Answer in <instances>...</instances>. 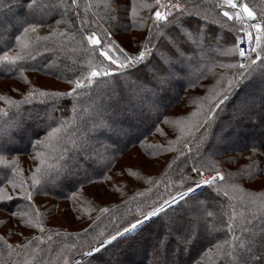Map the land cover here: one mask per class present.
<instances>
[{
    "label": "trees",
    "instance_id": "16d2710c",
    "mask_svg": "<svg viewBox=\"0 0 264 264\" xmlns=\"http://www.w3.org/2000/svg\"><path fill=\"white\" fill-rule=\"evenodd\" d=\"M242 1L258 20L264 16V0ZM31 2L0 0V57L22 56L15 63L0 60V187L14 197L6 205L0 202V264H78L82 260L72 261L89 245L191 186L193 159L197 166L204 164L202 172H219L222 178L148 219L128 234L127 242L118 239L107 250L82 259L89 258L91 264H243L247 254L241 245L253 233L259 241L264 230V219L253 204L264 201V69L258 60L250 73L235 67V35L241 25L223 16L231 9H222L216 0H167L169 19L178 22L157 24L150 15L156 0H135V12L133 0H37L35 9ZM169 3H179L183 12L167 8ZM29 24L38 27L25 33ZM92 31L100 36L105 31L142 32L145 38L139 45L152 49L141 66L91 78L103 59L86 40ZM127 46L131 52L138 41ZM175 71L187 78L170 80L161 89L157 75L165 78ZM129 78L135 85L125 88ZM77 81L82 82L79 88ZM3 82L6 86L1 87ZM72 89L71 96L40 95ZM132 89H137L134 95L141 92L138 104L149 101L151 92L158 102L152 103L151 119L142 111L141 128V119L126 110ZM102 104L110 105L109 110H99ZM105 116L112 126L101 125ZM52 129L58 131L50 136ZM103 133L108 140L98 137ZM36 141H41L39 147ZM135 149L149 159L167 157L160 174L116 202L85 201L81 191L103 180ZM73 154L76 158L69 163ZM38 169L41 183L34 188L32 174ZM8 179L15 181V189ZM55 181L63 184L62 190L55 189ZM21 182L33 193L30 202L17 195ZM61 202L62 215L68 211L70 220L89 222L86 230L50 227L54 213L46 214L47 208ZM233 221L234 231H229L227 224ZM225 241L231 254L222 256L219 250L229 249ZM255 254L256 264H264L259 243Z\"/></svg>",
    "mask_w": 264,
    "mask_h": 264
},
{
    "label": "snow or ice",
    "instance_id": "6c2138e0",
    "mask_svg": "<svg viewBox=\"0 0 264 264\" xmlns=\"http://www.w3.org/2000/svg\"><path fill=\"white\" fill-rule=\"evenodd\" d=\"M160 0H156V3L159 4ZM72 3L75 4L76 0H72ZM222 7L227 6L231 9V11H223V16L226 17L228 20H249L252 21L251 23H248V32H247V39L249 41V51L246 53L245 50L241 47L239 49V56L241 58H245L247 60V63H241L239 65V68L241 70L243 69H248V72L250 73L251 71L255 70L256 68V61L252 59L253 55H255L256 60L260 61V68L264 69V56H261V53H264V44H261V41H264V16H262L259 20L257 19L256 13L249 8V6L246 3H242L241 0H222ZM31 8L35 9L39 7L37 0H32ZM133 12H135V0H133ZM167 8H175L179 9L181 12H183V8L179 3H176L175 5L169 3L166 5ZM239 9V10H237ZM170 13L168 12H160L157 11L154 14V19L156 23L158 24L160 21H166L168 23H177L178 21L176 19H169ZM38 25H33L29 24L28 27L24 29L25 33L29 31H35ZM155 27V25H153ZM251 29H255L256 35L253 37ZM151 31V29H150ZM241 32L243 33V29H241ZM81 36L83 37V33H81ZM113 33L105 31L103 36H100L97 34L96 31H92L90 35L86 37L87 42L93 46V51H98V54L103 57V59L100 61V66H103V69L100 70V66L97 68H93L91 71V78H96V77H107L110 75H114L116 73H120L123 71L131 70L135 67L141 66L142 62L145 60V57L148 54V50L144 49L139 52L138 55L136 54H130L128 51L125 50L124 47H121L119 44L116 43L115 40L112 39ZM237 40H240V37H236ZM255 39L256 44L258 47H251V44L253 40ZM17 40L19 42L20 38L17 37ZM242 42V41H241ZM21 47H24L22 44ZM111 53V54H109ZM118 53V55H117ZM22 59V56L17 54L13 56H9L8 53H5L2 57H0V60L3 61H9L12 63H15L16 61ZM105 61L108 63L105 65ZM145 68L147 65H143ZM23 71V69H21ZM241 76H244L243 71L241 72ZM156 79H161V77H156ZM89 83H91V79L89 80ZM146 83H151V81H148ZM231 81H229V85H231ZM77 88L82 86L81 81L76 82ZM231 90V88H229ZM76 89H72L71 91L67 93H46V92H41V96H71ZM145 91H148V89H145ZM32 94H30L31 96ZM141 99H143L141 97ZM223 101H221L222 103ZM58 131V129H52V132L49 134L52 136ZM41 141H36V147H39ZM39 155V154H38ZM198 161L193 159V164L191 167V171L193 173V177L190 178V184L191 186H187L186 190L183 191L182 193H178L176 197L171 198V202L173 204H178L180 200H184L185 198H190L191 194L196 192L200 187L204 185H211L216 182L217 177H221V173L217 172L215 176L209 177L208 179H203L202 177V171L201 169L204 168V164L200 163L199 166H197ZM13 172L16 171L15 168L12 169ZM39 173V169L37 172L32 174V187H36L41 183L39 179H37V174ZM195 177H200V182L198 183ZM7 183L12 186L13 189L16 188V183L12 179H8ZM17 195L27 201H31L33 198V193L32 191H29L27 188L23 186V182H21V187L19 191L17 192ZM75 196V192L72 194ZM227 195V193H225ZM14 197L9 193V190L7 187H0V202H3L6 205L7 201L13 200ZM255 204V213H259L261 219H264V201H261L259 204ZM169 205V201L165 200L163 204H161L159 207L153 206L152 210L149 211L146 215L145 213L141 212V216H143V220L139 218H134L135 222L131 223L129 222L128 227L123 228V230H116L115 235H109L107 239H102L101 241L98 242V246L94 245L90 247V250L86 253H84L85 257H92L93 254L100 253L102 250H107L110 245L114 241H117L118 239L120 240L123 238L124 242H127L129 239L128 234L131 232H134L135 229L143 223L145 220H148L152 218L153 216L159 217L163 212L166 211L167 207ZM103 211H107V209H103ZM253 215V220H255L256 215ZM13 216L16 215L15 212L12 213ZM233 215H235L233 213ZM245 223H250L245 219ZM234 221L230 222L227 224V228L229 231H234L233 227ZM37 227L41 228V231H43V228L40 224H37ZM262 238L257 241L255 237V233H253L247 241H245L241 247L243 248L244 252L247 254V258L242 257L243 264H256L258 261V257L256 256V248L257 244L259 243V246L261 249H264V230H262L261 233ZM235 239V237H234ZM225 244L229 245L228 251H224L223 249H220V246H218L219 255H229L231 254V244L229 241H225ZM9 247H11L9 245ZM78 264H85V261H80ZM87 264H91V260L89 259L87 261ZM239 264V262H238Z\"/></svg>",
    "mask_w": 264,
    "mask_h": 264
},
{
    "label": "rangeland",
    "instance_id": "374dc122",
    "mask_svg": "<svg viewBox=\"0 0 264 264\" xmlns=\"http://www.w3.org/2000/svg\"><path fill=\"white\" fill-rule=\"evenodd\" d=\"M166 1L167 0H160L159 4H156L154 6V8L150 11V15L152 17V23H154V22L156 23V21L154 19L155 12H157V11H160L162 13L167 12L165 9V6H164V3ZM216 2L218 4V6L221 7L222 9L229 10V7H227V6L222 7L221 6L222 0H216ZM160 22H163V20ZM240 25H241L240 29H242L243 25L241 22H240ZM141 29L143 30V27H141ZM239 30H238L237 34L239 33ZM179 32H181V31H179ZM144 38H145V34L142 32H133L131 34L123 33L120 35L113 34V36H112V39L115 40L117 44H120L124 48H128L127 42L133 41V40L138 41V48H134V49L130 50L131 52H129L130 54H136V55H138L139 52L141 50H144V49H147L148 54H149L150 50L152 49V47L139 45V42L141 43L142 42L141 40ZM235 41H236V38H235ZM235 47H236V43H235ZM168 62H170V61H168ZM183 65L185 68H187V64H183ZM180 73L181 72H179V71L177 73L175 71L174 73H172L168 77H165V78L161 77L160 80H164L166 83L165 82L164 83L159 82V80L156 79V80H158L157 83L160 85L161 89H164V88L168 87L167 83L170 80H173L175 78H183V79L187 78V75H182V73L181 74ZM157 77H160V76L157 75ZM129 79H130V82H129ZM129 79L126 81H128L131 86L129 85V83L126 82L125 88H127V87L130 88V87H133L135 85V79H132V78H129ZM10 84H12V82ZM13 84H14V86H16V88H21V86H22V85H20V83H17V82L16 83L14 82ZM2 86H6V83L5 82L1 83V87ZM177 87L178 86L176 84L173 85V90L177 89ZM129 88H128V90H129ZM135 90H137V89L131 90V93H132L131 98L132 99H131V102L128 103V108L126 110H129L128 113L130 114V116L132 113H134L133 117L140 118L141 120H139L137 122V124H140L142 122V120L144 119V116H145V114H143L142 111L145 109V110H147L146 113L148 115H150L152 103L155 102V104H158V102H157V100L152 99V92H151L149 101L143 100V102H141L142 103L141 105L138 104L137 102L140 99L139 94L141 92L137 93V95H134ZM174 93L175 92H173L172 97H173ZM172 97H170V98H172ZM257 97L258 96L254 97V98H256L257 102H260V100ZM163 101L164 100H160L159 102H163ZM245 103H250V100L245 102ZM94 106H96V105H94ZM103 108L105 110H109L110 105L102 104V105H100L99 110L102 111ZM158 108L159 107L157 106V109ZM232 111H236V110L234 108H232ZM152 116L153 115H150L148 117L151 119ZM107 120H109L108 116H105V118H103V124L101 123V125L105 126L106 124H108L109 126H112L113 122H111L110 120L109 121H107ZM250 122H253V120H250ZM138 127L141 128L142 127L141 124L138 125ZM241 129H242V127L239 126V130H241ZM98 137L102 138L104 140L107 139V135L104 133L99 135ZM100 142H102V141L100 140ZM100 142L97 141V143H100ZM183 145L185 146L186 149H188V146H187L188 144L186 142ZM93 149H94V147L92 148V150ZM77 152H79V151H77ZM80 153H81V151H80ZM75 158H76V154H73V158L70 160L71 162H69V163L74 162ZM166 159H167V157H162V159H160V158L149 159V158H146L145 156H143L137 149H135V152L133 150H131V151L125 153L117 161V164H115L114 168L107 173V176H105V178L103 180L97 181L94 184L86 187L85 189H83V191H81V194H83V197H84L85 201H87V202H93L94 198L96 200H102L105 203L108 202L105 199L112 200L113 202H116L123 195H128L130 193V191H132V190L135 191L137 189L143 188L146 185L148 180H150L152 177H154L156 175H159L163 169L162 165L166 161ZM87 165H89V161H87ZM216 173L217 172H208V173L202 172V174L207 175V176L208 175H212V176L214 175L215 176ZM198 178H199V181H198V183H199L200 177H198ZM219 179H220V177H217V180H219ZM52 184L54 185L55 189L58 191L63 189V184H61V182L55 181V182H52ZM62 204H63V202H61V204L58 205L54 209L51 206L49 208H47L48 211L46 214H48L49 212H50V214L54 213V215H52L51 220H49V223H48L50 225V227L57 226V227H59V230H69V231H74V233L86 230V228L89 225V222L86 223L85 221H80V220H78V221L70 220L69 216H71L72 214L68 211H66L67 212L66 214L63 213V215H62V212L65 210V208H63ZM70 222L72 224H70ZM130 222L134 223L135 219L131 220ZM128 225H129L128 222L123 224L120 230L122 231L123 228L128 227ZM94 245L93 244L89 245L85 250L81 251L79 253V256L77 257V259L79 258L80 260H84V261L89 259V258L82 259V256L84 253H86L90 250L91 246H94ZM96 246H98V243L96 244ZM105 259L108 262H112V263H114V261H115V259H112V258H105ZM126 261L127 260H125V262Z\"/></svg>",
    "mask_w": 264,
    "mask_h": 264
},
{
    "label": "built area",
    "instance_id": "2783aa9c",
    "mask_svg": "<svg viewBox=\"0 0 264 264\" xmlns=\"http://www.w3.org/2000/svg\"><path fill=\"white\" fill-rule=\"evenodd\" d=\"M239 22H241L242 25H243V27H242L243 33L241 32V29H240L239 33L235 36V38L237 36L240 37V40L236 39V41H235V43H236V53H237L236 68H239V65L241 63H247V60L245 58H241L239 56V49L242 47L245 50L246 53L249 51L250 45H249V41L247 39V32H248L249 29H248L247 25H248V23H251L252 21L239 20ZM251 31H252L253 37H255L258 34V33H256L255 29H251ZM251 47L255 48V39L253 40V42L251 44ZM254 60H256V57L254 58ZM213 176L212 175H208L207 176V175L202 174L203 179H208L209 177H213ZM216 180H217V178H216Z\"/></svg>",
    "mask_w": 264,
    "mask_h": 264
},
{
    "label": "water",
    "instance_id": "95a60500",
    "mask_svg": "<svg viewBox=\"0 0 264 264\" xmlns=\"http://www.w3.org/2000/svg\"><path fill=\"white\" fill-rule=\"evenodd\" d=\"M241 2H242V3H245V2L242 1V0H241ZM246 4H247V3H246ZM247 5H248V4H247ZM248 6H249V5H248ZM249 8H251V7L249 6ZM238 10H239V9H238ZM251 10L253 11L252 8H251ZM253 12H254V11H253ZM257 35H258V34H257ZM262 42H263V41H261V44H262ZM255 47H258V45L256 44V42H255ZM171 203H172V202H171ZM171 203H170V204H171ZM142 220H143V219H142ZM145 221H147V220H145ZM145 221H144V222H145ZM144 222L141 223V224L135 229V231H136L137 229H139L140 226H142V225L144 224ZM135 231H134V232H135ZM131 233H133V232H131ZM129 234H130V233H129ZM79 260H80L79 258H78V259L76 258L74 261H72V263L77 262V261H79Z\"/></svg>",
    "mask_w": 264,
    "mask_h": 264
},
{
    "label": "bare ground",
    "instance_id": "6f19581e",
    "mask_svg": "<svg viewBox=\"0 0 264 264\" xmlns=\"http://www.w3.org/2000/svg\"><path fill=\"white\" fill-rule=\"evenodd\" d=\"M84 255V254H83Z\"/></svg>",
    "mask_w": 264,
    "mask_h": 264
}]
</instances>
